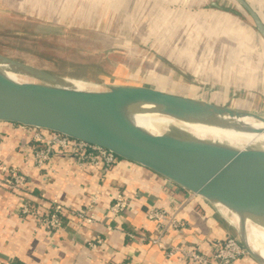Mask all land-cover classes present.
<instances>
[{
	"label": "crops",
	"instance_id": "obj_1",
	"mask_svg": "<svg viewBox=\"0 0 264 264\" xmlns=\"http://www.w3.org/2000/svg\"><path fill=\"white\" fill-rule=\"evenodd\" d=\"M247 1L264 21V0ZM179 11L184 26L179 19L175 28L184 27L186 33L195 26L200 37L229 42L222 44L219 55L211 59L213 63L198 64L187 50L185 56L174 60L168 57L197 79L216 80L219 88L210 94L200 95L198 87L192 85V97L213 102L233 100L232 104L241 108H249L254 99H264V39L246 22L244 14L216 6L215 2L197 12L188 7ZM0 140V173L3 166L24 173L31 189L25 194L29 199L34 201L44 194L46 200L57 199L72 208L94 206L97 215L95 222L80 224L65 214L63 228L49 232L32 217L21 214L23 194L0 186V264H190L179 258L167 259L149 241L157 227L147 217V209L152 206L179 207L184 228L171 230L166 236L174 244H199L210 250L211 242L235 236L232 225L209 202L198 196L192 198L187 190L142 165L121 158L105 175L98 170H82L73 158L57 153L44 167L37 168L33 162L37 144L28 130L0 121ZM118 195L128 200V207L113 220L108 211ZM130 233H134L133 238ZM90 242H97V246L93 248ZM234 264L259 263L245 256Z\"/></svg>",
	"mask_w": 264,
	"mask_h": 264
},
{
	"label": "water",
	"instance_id": "obj_2",
	"mask_svg": "<svg viewBox=\"0 0 264 264\" xmlns=\"http://www.w3.org/2000/svg\"><path fill=\"white\" fill-rule=\"evenodd\" d=\"M234 1L264 39V21L258 12L247 0ZM6 64L32 80H13L0 67V121L57 132L105 148L149 168L216 209L218 203L257 220L264 216L263 150L234 149L177 130L152 134L131 122L126 113L152 105L172 117L214 126H226V116L252 115L263 121L264 116L146 86L114 85L99 91L68 88L61 86L64 77L0 54V65ZM232 227L246 252L264 264L245 243L241 229Z\"/></svg>",
	"mask_w": 264,
	"mask_h": 264
},
{
	"label": "rangeland",
	"instance_id": "obj_3",
	"mask_svg": "<svg viewBox=\"0 0 264 264\" xmlns=\"http://www.w3.org/2000/svg\"><path fill=\"white\" fill-rule=\"evenodd\" d=\"M213 2L241 12L254 28L251 17L233 0H0V54L101 89L146 86L192 97L195 85L200 95L210 94L219 88L216 80L197 79L168 57L185 56L187 50L198 64L211 63L222 44H229L225 38L200 37L195 26L186 33L184 27L175 28L176 20L184 23L180 8L197 12ZM204 101L264 116V99L250 101L249 108L232 104L233 100ZM203 140L210 142L208 137ZM220 145L229 146L223 135Z\"/></svg>",
	"mask_w": 264,
	"mask_h": 264
},
{
	"label": "built area",
	"instance_id": "obj_4",
	"mask_svg": "<svg viewBox=\"0 0 264 264\" xmlns=\"http://www.w3.org/2000/svg\"><path fill=\"white\" fill-rule=\"evenodd\" d=\"M21 128L28 130L32 139L36 142L33 156L35 167H44L55 154L63 151L67 156L73 158V163L82 170H98L100 174L110 172L121 159L113 152L80 141L57 132L38 129L18 124ZM1 142V140H0ZM0 186L11 191L23 194L20 212L22 215L32 217L43 229L54 232L64 226V216L68 214L78 223H93L97 220L94 206L86 205L81 208H72L58 201L47 199L42 194L39 198L31 200L25 194L31 192L27 176L12 166H3L0 173ZM192 198L196 194L188 191ZM95 202V201H94ZM128 207V200L118 195L109 208L110 218L116 220ZM179 207L174 209L148 207L147 217L156 223L155 232L148 237L149 241L160 248L167 259L179 258L190 264H234L237 260L247 255L240 239L236 236H226L223 239L210 243V250H204L199 244L188 245L184 243L174 244L167 240L166 236L171 230L184 228V220L179 217ZM134 237V233L129 234ZM102 244L101 239L97 240ZM97 242H90L95 248ZM8 264H15L10 262ZM122 264H130L124 262Z\"/></svg>",
	"mask_w": 264,
	"mask_h": 264
},
{
	"label": "bare ground",
	"instance_id": "obj_5",
	"mask_svg": "<svg viewBox=\"0 0 264 264\" xmlns=\"http://www.w3.org/2000/svg\"><path fill=\"white\" fill-rule=\"evenodd\" d=\"M0 67L2 72L13 80L23 82L32 80L29 77L21 75V73L15 71L7 64L0 65ZM61 83V86L79 90H101V88L93 83L76 78L64 77ZM126 114L131 122L152 134L163 135L177 130L200 140H203L204 137H208L211 143L216 144H221L223 135L228 139L229 147L231 148L237 149L235 145H243V149L259 148L264 151V121L252 115H242L236 118L226 116L225 118L228 120L226 126H214L172 117L157 110L152 105L138 106L133 111ZM239 137L243 138L238 140L237 138ZM216 207L220 214L232 226L241 229L245 243L264 261V216L261 217L260 220H257L243 213L231 211L222 204L217 203Z\"/></svg>",
	"mask_w": 264,
	"mask_h": 264
}]
</instances>
